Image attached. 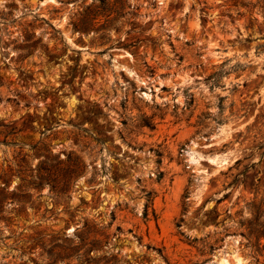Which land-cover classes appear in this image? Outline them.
Here are the masks:
<instances>
[{
	"label": "rangeland",
	"instance_id": "374dc122",
	"mask_svg": "<svg viewBox=\"0 0 264 264\" xmlns=\"http://www.w3.org/2000/svg\"><path fill=\"white\" fill-rule=\"evenodd\" d=\"M0 264H264V0H0Z\"/></svg>",
	"mask_w": 264,
	"mask_h": 264
}]
</instances>
